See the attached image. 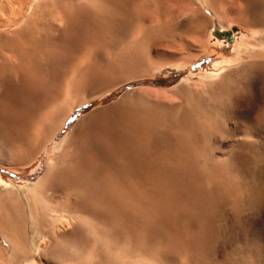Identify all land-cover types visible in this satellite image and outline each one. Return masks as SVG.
Returning a JSON list of instances; mask_svg holds the SVG:
<instances>
[{
	"label": "rangeland",
	"instance_id": "374dc122",
	"mask_svg": "<svg viewBox=\"0 0 264 264\" xmlns=\"http://www.w3.org/2000/svg\"><path fill=\"white\" fill-rule=\"evenodd\" d=\"M49 1L0 0V264H264V0Z\"/></svg>",
	"mask_w": 264,
	"mask_h": 264
},
{
	"label": "bare ground",
	"instance_id": "6f19581e",
	"mask_svg": "<svg viewBox=\"0 0 264 264\" xmlns=\"http://www.w3.org/2000/svg\"><path fill=\"white\" fill-rule=\"evenodd\" d=\"M3 1H4V0H3ZM33 1H34V0H33ZM50 1H51V0H50ZM50 1H49V2H50ZM7 2H8V1H7ZM9 2H10V1H9ZM52 2H53V0H52ZM21 3H22V2H21ZM24 3H25V2H24ZM44 3H45V2H44ZM35 4H37V3H35ZM35 4H34V5H35ZM52 4H53V3H52ZM21 5H22V4H21ZM84 6H85V5H84ZM1 7H2V6H1ZM4 7H6V6H4ZM9 7H10V6H9ZM36 7H37V6H36ZM39 7H40V6H39ZM39 7H38V8H39ZM19 8H20V7H19ZM25 8H26V7H25ZM45 8H46V7H45ZM64 8H65V7H64ZM69 8H70V7H69ZM4 9H6V8H4ZM39 9H40V8H39ZM39 9H38V10H39ZM51 9H52V8H51ZM54 9H55V8H54ZM54 9H53V10H54ZM23 10H24V9H23ZM45 10H46V9H45ZM47 10H49V9H47ZM58 10H59V9H58ZM72 10H73V9H72ZM19 11H20V10H19ZM21 11H22V9H21ZM35 11H36V10H35ZM51 11H52V10H51ZM56 11H57V10H56ZM64 11H66V10H64ZM60 12H61V11H60ZM66 12H67V11H66ZM9 13H10V12H9ZM18 13H19V12H18ZM22 13H23V11H22ZM25 13H26V12H25ZM35 13H36V12H35ZM38 13H39V12H38ZM41 13H42V14H44V13L46 14V12H44V13L41 12ZM41 13H40V14H41ZM49 13H50V12H49ZM56 13H57V12H56ZM20 14H21V13H20ZM40 14H39V15H40ZM57 14H58V13H57ZM0 15H1V14H0ZM12 15H13V14H12ZM14 15H15V14H14ZM65 15H66V14H65ZM2 16H3V15H2ZM5 16H6V15H4V17H5ZM19 16H20V15H19ZM19 16H18V17H19ZM44 16H45V15H44ZM44 16H43V17H44ZM7 17H8V14H7ZM9 17H10V16H9ZM13 17H14V16H13ZM24 17H25V15H24ZM33 17H34V16H32V18H33ZM47 17H48V16H47ZM53 17H55V16H53ZM53 17H52V18H53ZM44 18H45V17H44ZM57 18H58V17H57ZM4 19H5V18H4ZM4 19H3V20H4ZM13 19H14V18H13ZM16 19H17V17H16ZM27 19H28V18H27ZM29 19H30V17H29ZM54 19H55V18H54ZM59 19H60V18H59ZM31 20H32V19H31ZM34 20H36V19H34ZM34 20H33V22H34ZM64 20H65V19H64ZM16 21H17V20H16ZM36 21H37V20H36ZM40 21H41V20H40ZM40 21H39V23H40ZM53 21H54V20H53ZM60 21H62V20H60ZM12 22H13V21H12ZM29 22H30V21H29ZM63 22H64V21H63ZM65 22L67 23L68 21H65ZM1 23H2V21H1ZM10 23H11V22H10ZM10 23H9V24H10ZM30 23H31V22H30ZM55 23H56V22H55ZM20 24H21V23H20ZM67 24H69V23H67ZM21 25H24V24H21ZM25 25H26V24H25ZM48 25H49V24H48ZM48 25H47V26H48ZM57 25H58V24H57ZM1 26H4V27H5L6 25H1ZM1 26H0V27H1ZM19 26H20V25H19ZM19 26H18V27H19ZM52 26H53V25H52ZM70 26H72V25H70ZM22 27H23V26H22ZM24 27H25V26H24ZM24 27H23V28H24ZM56 27H57V26H56ZM19 28H20V27H19ZM57 28H58V27H57ZM57 28H56V29H57ZM60 28H61V26H60ZM56 29H55V31H56ZM47 30H48V29H47ZM57 30H58V29H57ZM1 31H2V30H1ZM5 31H6V30H5ZM50 31H51V30H50ZM53 31H54V30H53ZM60 31H61V30H60ZM65 31H66V30H65ZM32 32H33V30H32ZM47 32H48V31H47ZM51 32H52V31H51ZM61 32H62V31H61ZM61 32H60V33H61ZM52 33H53V32H52ZM52 33H51V34H52ZM27 34L29 35L28 32H27ZM31 34H32V33H31ZM31 34H30V35H31ZM51 34H50V36H51ZM54 34H55V33H54ZM21 35H22V34H21ZM28 35H27V39H28ZM0 36H1V35H0ZM53 36H54V35H53ZM56 36H57V35H56ZM56 36H54V37H56ZM29 37H30V39H31V36H29ZM25 39H26V38H25ZM27 39H26V41H28ZM56 39H57V38H56ZM32 40H33V38H32ZM54 40H55V38H54ZM30 41H31V40H30ZM7 42H8V41H7ZM7 42H6V44H7ZM28 42H29V41H28ZM13 43H14V42H13ZM32 43H35V42L32 41ZM29 44L31 45L30 42H29ZM41 44H42V42H41ZM47 44H48V43H47ZM14 45H15V44H14ZM12 46H13V44H12ZM50 46H51V45H50ZM51 47H52V46H51ZM0 48H1V46H0ZM5 48H6V47H5ZM6 49H7V48H6ZM6 49H5V50H6ZM52 61H53V60H52ZM44 64H45V63H44ZM40 65H41V64H40ZM38 68H39V67H38ZM42 69H43V68H42ZM68 112H69V111H68ZM84 121H85V120H84ZM82 126H83V125H82ZM83 127H84V126H83ZM90 127H91V126H90ZM90 127H89V128H90ZM86 128H87V127H86ZM77 129H78V128H77ZM84 129H85V128H84ZM87 129H88V128H87ZM82 130H83V128H82ZM78 131H79V130H78ZM77 134H78V133H77ZM82 137H83V136H82ZM125 137H126V136H125ZM132 138H133V137H132ZM79 139H80V138H79ZM83 139H84V138H83ZM129 140H130V139H129ZM141 140H142V139H141ZM137 141H138V140H137ZM129 142H130V141H129ZM133 142H135V141H133ZM122 144H123V143H122ZM76 147H77V146H76ZM84 147H85V146H84ZM76 150H77V149H76ZM109 150H110V149H109ZM69 151H70V150H69ZM154 151H155V150H154ZM156 151H157V150H156ZM88 152H89V151H88ZM72 155H73V154H72ZM82 155H83V154H82ZM68 156L71 157L70 155H68ZM142 156H143V155H142ZM120 157H121V156H120ZM177 157H178V155H177ZM73 158H74V157H73ZM183 158H184V157H183ZM139 159H140V158H139ZM171 159H172V158H171ZM67 160H70V159H69V158H68V159L66 158V161H67ZM75 160H76V162H75V163H71V164H73V165H71L70 167L68 166L69 164H67V166L69 167V169H70L72 166H74V167H76V166H80V165L77 164V162H80L81 160H80V161H77L78 159H72L71 161L74 162ZM176 160H177V159H176ZM180 160H181V159H180ZM139 161H140V160H139ZM139 161H138V163H139ZM155 161H156V160H155ZM158 161H159V160H158ZM69 162H70V161H69ZM105 162H106V161H105ZM151 162H152V161H151ZM161 162L163 163L164 161H161ZM168 162H169V160H168ZM172 162H173V161H172ZM178 162H179V161H178ZM64 163H65V162H64ZM80 163H81V162H80ZM80 163H79V164H80ZM154 163H155V162H154ZM157 163H158V162H157ZM74 164H75V165L77 164V165L75 166ZM155 164H156V163H155ZM173 164H174V163H173ZM58 165H59V164H58ZM150 165H151V164H150ZM59 167H63V166H58V167H56V168H58V170H59V169H60ZM65 167H66V165H65ZM68 167H67V168H68ZM121 167H122V166H121ZM142 167H143V166H142ZM142 167H140V168H142ZM146 167H147V166H146ZM148 167H149V166H148ZM148 167H147L146 169H148ZM54 168H55V167H54ZM56 168H55V170H57ZM63 168H64V167H63ZM61 169H62V168H61ZM71 169H72V168H71ZM93 169H94V168H93ZM121 169H122V168H121ZM52 170H53V169H52ZM62 170H63V169H62ZM65 170H68V169L65 168ZM106 170H107V168H106ZM138 170H139V169H138ZM53 171H54V170H53ZM59 171H60V170H59ZM107 171H108V170H107ZM54 174H55V172H54ZM104 174H105V172H104ZM116 174H117V173H116ZM51 175H52V174H51ZM56 175H57V174H56ZM138 177H139V175H138ZM77 178H78V175H77ZM98 181H99V180H98ZM125 184H126V183H125ZM43 189H45V188H43ZM42 191H43V190H41V192H42ZM82 191H83V190H82ZM41 192H40V193H41ZM37 193H38V192H37ZM40 193H39V194H40ZM42 193L44 194L45 192L43 191ZM80 193H81V192H80ZM34 194H36V193H34ZM39 194H38V195H39ZM52 194H53V193H52ZM50 195H51V194H50ZM56 195H57V194H56ZM44 198H45V197H44ZM44 198H43V199H44ZM51 198H52V197H51ZM118 198H119V197H118ZM39 199H40V198H39ZM43 199H42V200H43ZM48 199H49V198H48ZM56 199H57V198H56ZM66 199H67V198H66ZM18 200H19V199H18ZM25 200H26V199H25ZM26 201H27V200H26ZM43 201H44V200H43ZM51 201H52V200H51ZM9 202H11V201H9ZM26 203H27V202H26ZM63 203H64V202H63ZM5 204H6V203H4V205H5ZM68 204H69V203H68ZM6 205H7V204H6ZM26 205H28V204H26ZM42 205H43V204H42ZM44 205H45V206H44ZM44 205H43V206H44V209H46V210H48V211H53V210H56V208H57L56 205H55V206H50V205L48 206V205H46L45 203H44ZM64 205H65V204H64ZM15 206H17V205H15ZM37 206H39V205H37ZM57 206H58V205H57ZM27 207H28V206H27ZM30 207H31V206L29 205V208H30ZM40 207H42V206H40ZM40 207H39V208H40ZM3 208H4V207H3ZM8 208H9V207H8ZM42 208H43V207H42ZM42 208H40V209H41V212L43 211ZM6 209H7V208H6ZM20 210H21V209H20ZM28 210H29V209H28ZM5 211H6V210H5ZM36 211H37V208H36L35 205L33 204L32 207L30 208V212H32V213H34L35 215H37V214H36ZM6 212H7V211H6ZM43 212H44V211H43ZM28 213H29V212H28ZM32 213H31V214H32ZM37 213H38V212H37ZM5 214H6V213H5ZM38 214H39V213H38ZM46 216H47V215H46ZM7 219H8V218H7ZM40 219H41V218H39V217H38V218L35 217V222H34L35 227H33V229L35 228V230L42 231V229H43V224H42V222H41ZM9 220H10V219H9ZM78 220H79V219H78ZM66 221H67V220H66ZM45 222H46V221H45ZM45 222H44V223H45ZM64 222H65V221H64ZM5 223H6V222H5ZM9 224H10V223H9ZM45 224H46V223H45ZM57 225H58V224H57ZM60 225H61V224H60ZM68 225H69V224H68ZM79 225H80V224H79ZM3 226H4V225H3ZM44 227H45V226H44ZM2 228H3V227H2ZM4 228H7V227H6V224H5V227H4ZM42 232H43V231H42ZM49 232H50V231H49ZM38 233H39V232H38ZM55 234H56V233H55ZM38 235H40V234H38ZM42 235H43V234H42ZM7 236H8V235H7ZM51 236H52V235H51ZM38 238H39V237H38ZM38 238H37V239H38ZM32 246H33V247H32V248H33V251H36V250H37V247H38V242H35ZM18 247H19V245H18V246L15 248V250H14V253H13V259H15V260H16V259H18V260H19V259H20V260H24V259H26V258H27V255H26L27 252L25 251V250H26V242H25L24 240H20V247H19V248H18ZM19 264H20V263H19ZM22 264H23V263H22Z\"/></svg>",
	"mask_w": 264,
	"mask_h": 264
},
{
	"label": "water",
	"instance_id": "95a60500",
	"mask_svg": "<svg viewBox=\"0 0 264 264\" xmlns=\"http://www.w3.org/2000/svg\"><path fill=\"white\" fill-rule=\"evenodd\" d=\"M236 28L233 27L232 30H235ZM211 34L214 36V37H217V38H224L226 39L227 41L231 42L232 39H233V36H232V31L231 30H220L219 28H213L212 31H211Z\"/></svg>",
	"mask_w": 264,
	"mask_h": 264
}]
</instances>
